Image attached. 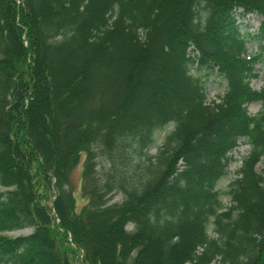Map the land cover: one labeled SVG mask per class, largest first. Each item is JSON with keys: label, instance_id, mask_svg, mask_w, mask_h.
Listing matches in <instances>:
<instances>
[{"label": "trees", "instance_id": "trees-1", "mask_svg": "<svg viewBox=\"0 0 264 264\" xmlns=\"http://www.w3.org/2000/svg\"><path fill=\"white\" fill-rule=\"evenodd\" d=\"M263 62L264 0H0V264H264Z\"/></svg>", "mask_w": 264, "mask_h": 264}, {"label": "rangeland", "instance_id": "rangeland-1", "mask_svg": "<svg viewBox=\"0 0 264 264\" xmlns=\"http://www.w3.org/2000/svg\"><path fill=\"white\" fill-rule=\"evenodd\" d=\"M238 11V10H237ZM261 21V17L255 13H246L243 17H236V22L238 23L240 30L246 32L255 33L259 23ZM257 41L255 39H247L246 40V52L250 53L252 51L257 50ZM257 68V76L250 81V85L253 89H258L261 86H264V62L261 64H256ZM195 73L203 80L204 83V92H205V102H210V100L218 101L217 94L223 93L224 80L221 76H219L216 72H209L204 67L199 68L195 71ZM260 109V104L258 102H252L247 105V111L250 115L255 114ZM170 127L168 126L167 129ZM164 132L159 130L153 135V142L147 146L145 149V155L153 156L158 146H160ZM248 150V145L243 143L241 139H238L234 148L228 153L230 159L226 166V174L221 177L216 184V188L219 190H224L229 182H231L234 178L237 177L236 170L240 165V159L242 156L246 154ZM98 151V156L96 158L97 169L103 168L104 170L108 167L107 160L105 156ZM142 157L141 159H144ZM82 165V156L79 163L72 168L69 175V182L72 188V192L76 198V207L79 208L82 203L85 202V196L82 194L81 190V178L80 171ZM255 171L261 174L264 177V159L259 160L255 164ZM123 194L120 190L114 189L111 191L107 197V203H118L122 200ZM220 202L223 205H229V202L225 196L220 197ZM129 227V225H127ZM30 228H23L18 230H13L7 232L9 235H18L29 232ZM210 235L214 236L211 231H208ZM215 264H218L215 261Z\"/></svg>", "mask_w": 264, "mask_h": 264}]
</instances>
